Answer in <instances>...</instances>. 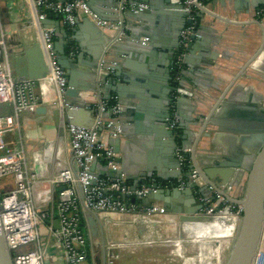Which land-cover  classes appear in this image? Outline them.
I'll return each mask as SVG.
<instances>
[{
  "label": "crops",
  "instance_id": "0c3cea01",
  "mask_svg": "<svg viewBox=\"0 0 264 264\" xmlns=\"http://www.w3.org/2000/svg\"><path fill=\"white\" fill-rule=\"evenodd\" d=\"M92 1V9L97 14H100L103 19L116 20L121 16L124 22L125 40L117 43L109 55L111 60H114V62H111L112 66H120V76L108 77L105 80V84H110L111 79L115 80L116 83H120L124 80L125 74L129 78L130 84L122 85L128 86L127 94L129 95L118 98L115 91L109 87L105 88L102 83L100 87L95 88L94 80L90 79L93 68L88 67V52L98 45L97 40L103 39L102 37L109 38L113 33L99 27L100 33L97 37L92 36L86 30H76V33H74L71 30L74 26L68 30L70 36L64 39L71 41L69 42L70 47L66 45L65 51L71 58L77 57V62L72 63L73 68H71L73 79L77 83L81 82L92 88L91 91L82 92L81 97L85 100L92 102L95 94L105 100L118 98L122 104V111L129 110L126 115L118 116L124 128L127 127L128 131L130 129L129 134L125 135L122 133L123 135L121 134L117 138V143L114 145H111L112 138L108 139L109 145L119 154L118 158L123 156V150L127 152V158H130L129 166H138V163L142 161L144 163L147 161L156 163L160 160L162 154L157 145H155V141L151 138V110L154 109L155 105L158 106V103L162 102V99H164L163 89L169 91L168 85L170 86V82L165 84L164 76L167 79V75L157 67L156 61L158 59L157 55L160 56L163 53L159 50V47H167L169 49L176 42L172 41L170 34L173 30L172 21L160 13L163 11L160 8L162 4L159 1L156 4L146 3L147 8L143 14L144 18L141 20L128 10H125L120 15L118 0ZM202 2L206 9L197 12L196 29L199 37L203 39L202 44L205 47L207 46V49L197 44L191 53L187 50L186 55L188 56L186 59L184 57L180 80L181 84H183L182 88L192 91V96H187L189 100H196L199 103V106L196 107L200 109L208 108L207 110L205 109L206 119L209 117L217 119V124L226 123L233 130L216 133L214 130L216 126L208 124L204 132H209L211 135L213 133L218 134V143L209 148V150L213 151L205 152L202 150L203 147H200V143L208 142V138H204L203 134L200 135L202 127H197L190 123L194 114H191L192 107L187 102L181 109L182 113L177 111L175 105L174 113L170 110V115L173 113L177 122V129L174 135L177 142H181L183 146L190 148L191 162L194 166L205 160L207 163L217 161L219 155L225 153L224 147L226 145L231 147L234 152H238L240 154L239 159L244 161L243 158L245 159L250 152L245 139L250 144H253L257 125L264 122V120H261L264 115V15L257 14L259 9L264 8V0H202ZM32 14L31 0H0V19L6 34V57L10 64L12 63L10 56L16 55L21 51V43L24 40L30 42L34 40L35 36H40L41 27H48L53 30L55 51L57 49L56 44H59V37L63 39V29L66 30L67 27L61 16L52 15L49 18L47 16V20L44 19V23L38 25L35 20L33 22ZM84 18L86 16L82 13L76 14L78 21L81 22ZM178 22L180 23V21ZM54 26L59 27V30L55 31ZM140 28L147 30L151 36V43L158 45L154 58H151V56H148V58L143 57L144 55L141 53L132 55L130 51L125 52V48L129 47L126 40L133 33L130 29L136 31ZM71 35L76 40H72ZM145 39H148V42L150 40L147 37H140V40ZM76 41L78 45L75 46L74 43ZM192 43L193 40L190 44ZM79 46L82 47L81 50L83 52H81ZM70 49L73 50L72 54H70ZM200 53L206 59H210L214 55V61L224 66L219 67V69L214 68L213 72L210 70L211 78L216 79L219 76L225 81V84L218 85L221 90L215 96L219 100L213 105L211 111H209V108L213 103L208 100L207 103L201 101L200 99L203 97L197 96L194 84L195 80L203 84H214V80L196 77V69L204 67L202 63L206 62L201 60ZM199 58L200 61L198 60ZM125 60L128 61V66H124ZM251 60L253 61L249 64L248 62ZM227 66H232V69L227 70ZM12 70L14 75L19 78L14 68ZM183 70L184 73L182 74ZM204 87L207 88V86ZM40 98L41 102L38 107L45 106L46 112L44 114L36 111L22 113L19 118L20 130L6 133L5 139L11 144L22 146L26 152L29 173L34 175L32 184L33 203L41 210L52 209L54 211L60 186L52 181L58 177L62 169L72 166L69 152V136L64 115L61 112L55 113L54 116L52 115L51 110L55 106L54 92L50 89L46 94L40 95ZM5 106L0 108V115L12 112L9 104ZM216 106L217 109H215ZM75 109L74 118L78 122L86 126L93 122V114L87 107ZM199 136H201L202 142L201 140L197 142V137ZM162 148L160 147V149ZM241 150H244V152H241ZM94 169L101 175H107L108 169H106L102 160L95 163ZM110 172L114 174L113 178L118 175L111 170ZM166 172L172 171L166 169ZM149 180L159 181L157 178H151L142 183ZM172 180L175 179H168V181ZM129 182L131 184V181ZM11 187L12 176H7L4 178L3 183L0 184V190L3 192ZM228 200L231 204H234L230 199ZM96 218L99 235L97 237L91 236L86 218L85 229L98 259L101 258L102 248L107 240L129 244L132 238L129 236L130 232L135 229L136 234L139 235L138 238H141L139 227L141 226L140 223L143 222L134 221V216L132 215L117 214L112 216L110 214H100ZM228 218L233 224V219L231 217ZM175 219L176 217L172 215L163 214L155 220H157L156 222H173ZM152 224H154L152 225L154 228L158 227L155 225L156 223ZM147 225L149 224L143 225L147 229L143 231L144 236L150 232V225L149 227ZM221 226L225 227L226 225L222 224ZM153 230L159 233L158 229ZM224 238L227 240L228 247L227 250L225 248L222 250L221 264H225L232 244V237L225 236ZM260 246L264 250V226ZM47 256L46 264H63L61 252L56 245L48 249Z\"/></svg>",
  "mask_w": 264,
  "mask_h": 264
},
{
  "label": "built area",
  "instance_id": "2783aa9c",
  "mask_svg": "<svg viewBox=\"0 0 264 264\" xmlns=\"http://www.w3.org/2000/svg\"><path fill=\"white\" fill-rule=\"evenodd\" d=\"M31 1L34 20L39 25L49 14L58 15L62 17L67 29H70L75 24L76 14L82 13L99 28L113 32L98 67L99 73L110 72L104 68V57L110 47L121 42L126 35L121 16L116 20L100 18L90 9L88 0ZM171 2L181 5L190 19V23L186 24L180 33L179 47L170 68L173 86L171 111L174 113V103L178 96H192V91L182 88L179 82L187 47L196 30V14L205 10L206 6L202 0H171ZM146 8L145 2L118 0L120 15L125 10L137 13ZM257 14L264 15V8L259 9ZM40 39L48 67L47 74L37 80L17 78L6 57V34L0 19V104H9L12 108L10 114L0 115V179L12 176V187L3 192L0 190V229L8 250L13 252L12 264H46L48 246L52 240L61 252L63 264H114L118 259L117 249L125 244L107 240L103 245L101 258L98 259L93 244L87 239L88 234L86 237L83 231V222L84 228L86 227V215L98 217L100 214H129L134 216V221L152 223L157 217L165 214L162 204L152 203L143 210L140 201L157 189L174 187L183 190L187 183V179L181 175L184 172H190L188 181L196 186L193 192L205 204L200 211L201 215L219 219L231 217L235 227L236 221L241 216L242 207L231 204L219 193L202 196L198 189L202 186V182L197 168L191 162L190 148L180 144L174 150L177 159L175 169L179 171L175 180L166 182L149 180L132 190L130 182L123 173H119L114 178L97 173L94 165L99 160L104 161L106 169L113 172L119 170L120 166L117 162L119 154L109 145L108 139L121 136L123 127L118 118L122 110L120 101L115 98L114 103H109V100L101 98L98 94L94 95L93 101L87 107L93 114V122L88 126L74 118L77 107L62 104L63 108H67L66 130L69 136L72 166L65 167L52 181L63 187L58 190L54 211L37 208L32 199L34 175L29 173L26 152L22 146L9 143L5 135L20 130L21 114L35 112L41 102L40 95L46 94L50 89L55 94V100L57 99L59 104L62 103L66 76L57 63L53 30L41 27ZM72 49L70 54L73 53ZM173 113L169 128L176 131L177 122ZM154 183H157L156 187H153ZM55 221L57 228L54 226ZM40 228L45 233L42 239ZM252 264H264V250L260 244Z\"/></svg>",
  "mask_w": 264,
  "mask_h": 264
},
{
  "label": "water",
  "instance_id": "95a60500",
  "mask_svg": "<svg viewBox=\"0 0 264 264\" xmlns=\"http://www.w3.org/2000/svg\"><path fill=\"white\" fill-rule=\"evenodd\" d=\"M138 1L145 2L147 4H156L159 1L162 4L160 8L163 12L160 13L162 15H165L168 20L171 19L173 30L170 34L172 37V41L176 42L169 49L167 47H159V50L163 53L160 56L157 55L158 59L156 61L157 67L160 68L161 72H163L164 74L166 73L167 75V79L164 76L165 84H168L170 82V86L168 85L169 91L163 89L162 94L164 96V99H162V102L160 104L158 103V106L155 105L154 109L151 110L150 117L151 138L155 141V145H157V148L162 154L160 160H158L156 163L151 161H147L146 163H144V161H142L138 163V166H129L130 158H127V152L123 150V156L117 159V162L120 163V168L115 173H123L125 178L128 181H131L132 190L138 187L143 181L147 179L157 178L159 179V181L157 180L158 182H166L170 178L176 179V177L179 175V171L175 169V167L177 166V159L175 157L174 150L178 144H180L181 146H183V144L181 142H177L176 137L174 135L175 131L169 128V125L172 121L170 115V105L173 101L171 97L173 86L171 84L170 68L173 64L175 53L179 47L180 33L185 27V25L190 23V19L187 17V13L183 10L182 6L179 4L172 3L171 0ZM88 5L90 9L94 12V10L92 9V0H88ZM145 10L146 9L132 14L136 18L141 20L144 18L143 14ZM94 13L97 14V12ZM51 16L52 15L49 14L48 18ZM56 16L58 17V15ZM97 16L102 18L100 14H97ZM31 17L34 22V15L32 14ZM45 19L47 20V18ZM178 21H180V23ZM43 23L44 21L40 22V24ZM53 28L55 31L59 30V27L54 26ZM68 30L69 29H63V39L59 37V44H56L57 49L56 51L54 50L56 53L57 63L65 72L66 89L61 98L62 103L59 104L58 100L56 99L54 104L55 106L51 110L53 116L55 115V113L61 112L62 115H64L65 121L66 116L64 113L67 108H63V105L66 104L68 106L77 108L89 107L91 102L82 98L81 94L82 92L92 90V88L87 84L84 85L81 82L77 83L73 79V72L71 71V68H73L72 63L77 62V57L71 58L65 51L66 45L68 47L69 42L71 41H66L64 39L70 36L68 34ZM71 30L74 33H76V30H86L90 32L92 36L95 37H97L100 33V29L98 28V26L87 17L84 18L81 22L76 19L74 28ZM130 31L133 33L130 34L128 40H126L127 44H129V47L125 48V52L130 51L132 52V55L136 53H141L144 55L143 57L148 58V56H151V58H154L156 56L155 51L158 49V45H154L153 43H151L152 40L150 33L147 30L141 28L136 31L130 29ZM140 37H147L150 40L149 42L148 39L140 40ZM71 38L72 40H76V38L72 35ZM102 38L103 39L97 40L98 45L88 52V67L93 68V70H91L90 79L94 80L95 88H97L98 86L100 87V84L102 83L105 88L109 87L111 88V90L115 91L117 94L116 97H127V95H129L127 94V90L129 88H127L128 86L123 85H129L130 82L129 78L125 76V74L124 80L122 82L116 83L115 80L111 79L110 84H105V80L108 77L120 76V66H112L111 62H114V60H111V58L109 57L111 50L117 43L110 47L109 51L104 57V68L108 69L110 72H98L100 60L103 57L105 49L109 43V38ZM123 40H125V38ZM192 40L193 43L187 47L189 53H191L192 50L195 49L197 44L202 45L204 48L207 49V46L205 47L202 44L203 39L199 37L197 29L192 35ZM21 45V51L16 55L10 56L12 60V63L10 65L12 66V68H14L17 76L21 79L29 78L34 80L44 77L48 72V67L43 53L42 41L40 39V36H35L34 40L30 42L24 40ZM74 45H78V42L76 41ZM79 48L81 50L82 47L79 46ZM204 48L202 49L204 50ZM81 52H83V50H81ZM187 56L188 55L185 56V59L187 58ZM200 56L201 60L206 62L202 63L204 67L196 69V77L214 80V84H203L196 80L194 81V84L196 87L197 96L203 97L200 100L204 101L205 103H207V100L213 103L212 106L209 108V111H211L213 105H215L216 102L219 100L215 96L221 90L218 85L225 84V81L219 76L218 78L215 77L216 79H214L213 77L211 78L212 74L210 70L213 72L214 68L219 69V67L221 68L224 66L214 61V55L213 57H210V59H206L201 53ZM198 60L200 61V58ZM253 60L249 61L248 63L250 64ZM127 64L128 61L125 60L124 66H128ZM226 69L230 70L232 69V66H227ZM183 73L184 70L182 74ZM179 85L181 87L183 85L181 84V80L179 82ZM204 86H207V88H205ZM187 102L192 107L191 114H194L190 123L197 127H202L200 135L203 134L204 138H208V142H204L203 144L200 143V147H203L202 150H204L205 152L213 151L209 150V148L218 143V134L213 133V135H211L209 132H204L207 125L210 124L212 126H216V128L214 129L216 133L233 130V128L228 127L226 123H223L222 125L221 123L220 125L217 124V119L215 120L211 117L206 119L205 109L207 110L208 108H204L203 110L199 107H196L199 106V103L196 100H189L186 95H180L175 100L174 105L176 106L177 111L179 113H182L181 109ZM215 109H217V106ZM35 111L44 114L46 112V107L40 106ZM126 112H129V110H121L118 116L126 115ZM201 119L202 121H200ZM261 120H264V115ZM129 131L127 130V127H122V133H124L125 135H128ZM256 131L257 132L254 135L255 142L253 144H250L249 141L245 139V141L247 142V146L249 147L248 151L250 152H247V156L245 157V159L243 158L244 161H241L239 159L240 154L238 152H234L231 147H228L226 145V147H224L225 153H221L217 161L207 163L205 160L199 162V165H195L199 172L200 180L202 182V186L198 188L202 196H206L213 193H219L225 196L227 199H230L232 203L240 205L242 207L241 216L236 221L234 227V231L232 234V244L225 264H252L258 252L259 244L261 241L264 226V122H261L257 125ZM200 137L201 136L197 137V142H200ZM221 137L224 138V136L222 135ZM117 138L119 137L112 138L111 145L117 143ZM143 145L145 146V144ZM160 147L163 148L160 149ZM241 152H244V150H241ZM166 169L172 172L167 173ZM107 175L110 178H113L114 176V174L111 173L110 170H108ZM181 175L187 179L186 187L183 190H178L174 187L168 189H157L155 192L147 194L146 197H144L140 201V206L142 207V209L145 210L152 203L159 202L162 204L166 215H172L176 217L179 221H182L183 219L189 221H197L203 218L200 211L205 204L204 202H201L193 192V188L196 186L194 183H190L188 181V179L190 178V172H184L181 173ZM156 184L157 183H154L153 187H156ZM59 189H63V187H60ZM131 201L133 202L134 199L132 198ZM86 222L91 236L97 237L99 235L97 218L91 214H87ZM54 226L55 228L58 227L57 221L54 222ZM0 264H12V256L6 246L4 235L1 229Z\"/></svg>",
  "mask_w": 264,
  "mask_h": 264
},
{
  "label": "rangeland",
  "instance_id": "374dc122",
  "mask_svg": "<svg viewBox=\"0 0 264 264\" xmlns=\"http://www.w3.org/2000/svg\"><path fill=\"white\" fill-rule=\"evenodd\" d=\"M5 105L7 104H0V108L6 107ZM4 178L0 179V184L3 183ZM154 223L158 227L154 228L152 226L154 224L148 223L150 232L147 239L138 238L135 228L130 232L131 241L121 246L122 249H117L118 259L114 264H221L222 250L223 248L227 250L228 247L226 238L210 235L201 237L195 236L194 233L190 235L182 232L177 218L173 222L154 221ZM153 229H158L159 233L153 232ZM83 231L87 237L85 228ZM44 234L40 228L41 239ZM54 246L52 240L48 249Z\"/></svg>",
  "mask_w": 264,
  "mask_h": 264
},
{
  "label": "bare ground",
  "instance_id": "6f19581e",
  "mask_svg": "<svg viewBox=\"0 0 264 264\" xmlns=\"http://www.w3.org/2000/svg\"><path fill=\"white\" fill-rule=\"evenodd\" d=\"M222 223L226 225L225 226L226 228L220 226ZM140 224H141V226L139 227L140 236L142 239H147L149 234L146 237L143 235V231L147 230L145 226L143 227V225L148 223H140ZM147 226L149 227V225ZM180 228L182 232H185L190 235L194 233L195 236L202 237V236L210 235L219 238V237L231 236L234 229V225L232 224V222H230V219L227 217H224L223 219L203 217L197 221L195 220L189 221L183 219L182 221H180ZM152 231L155 232L154 230ZM207 231H209V233H207Z\"/></svg>",
  "mask_w": 264,
  "mask_h": 264
},
{
  "label": "trees",
  "instance_id": "16d2710c",
  "mask_svg": "<svg viewBox=\"0 0 264 264\" xmlns=\"http://www.w3.org/2000/svg\"><path fill=\"white\" fill-rule=\"evenodd\" d=\"M109 103H114L113 100H109ZM83 228H84V222H83ZM11 253V256L13 255V252H10Z\"/></svg>",
  "mask_w": 264,
  "mask_h": 264
},
{
  "label": "flooded vegetation",
  "instance_id": "af4514ba",
  "mask_svg": "<svg viewBox=\"0 0 264 264\" xmlns=\"http://www.w3.org/2000/svg\"><path fill=\"white\" fill-rule=\"evenodd\" d=\"M172 84V83H171Z\"/></svg>",
  "mask_w": 264,
  "mask_h": 264
}]
</instances>
